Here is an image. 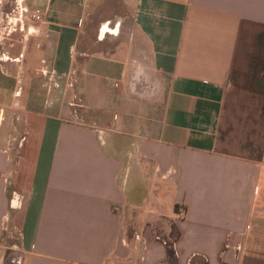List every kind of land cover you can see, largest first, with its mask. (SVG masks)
I'll return each mask as SVG.
<instances>
[{
    "label": "crops",
    "instance_id": "obj_1",
    "mask_svg": "<svg viewBox=\"0 0 264 264\" xmlns=\"http://www.w3.org/2000/svg\"><path fill=\"white\" fill-rule=\"evenodd\" d=\"M24 1L0 264H264V0H122L92 36L90 0Z\"/></svg>",
    "mask_w": 264,
    "mask_h": 264
},
{
    "label": "rangeland",
    "instance_id": "obj_2",
    "mask_svg": "<svg viewBox=\"0 0 264 264\" xmlns=\"http://www.w3.org/2000/svg\"><path fill=\"white\" fill-rule=\"evenodd\" d=\"M16 0H0V30L7 31V28L3 29L4 23L2 24V18L4 17L3 13L9 11L10 9L14 8ZM22 1V6L27 7L24 0ZM122 0H90L88 6V13H87V26L88 32L91 33V36L97 32L98 27L106 21L110 22V26H115L116 23L121 22L125 14H127V10L122 8ZM104 17H108L105 19ZM105 19V20H104ZM36 23V21L34 22ZM7 25V24H6ZM35 27L30 30V32L34 33ZM14 31L10 34H3L4 36H10ZM30 32L28 34H30ZM3 37V36H2ZM6 40L2 38L1 41ZM2 50V49H1ZM4 51V50H3ZM6 52V51H5ZM8 54V52L6 53ZM16 193L15 196L18 197V206H21L23 197ZM264 245V243H263ZM242 249V245H241Z\"/></svg>",
    "mask_w": 264,
    "mask_h": 264
},
{
    "label": "built area",
    "instance_id": "obj_3",
    "mask_svg": "<svg viewBox=\"0 0 264 264\" xmlns=\"http://www.w3.org/2000/svg\"><path fill=\"white\" fill-rule=\"evenodd\" d=\"M4 17L2 18V24L4 23L3 29L7 28V31L0 30V41L2 38H6L3 34H10L15 29H24L25 21H30V25L28 24L26 27V33H29L32 30V23L41 19V13L37 10H29L26 6H22L21 0L15 1L14 8L10 9L3 13ZM7 24V25H6ZM3 36V37H2ZM5 51H0L1 59H10V56L6 54ZM43 73H46V69L42 68ZM71 85V84H69ZM13 204H18V197H13ZM230 246V245H228ZM227 246V247H228ZM235 250L239 251L241 249V245L237 244L234 246Z\"/></svg>",
    "mask_w": 264,
    "mask_h": 264
}]
</instances>
